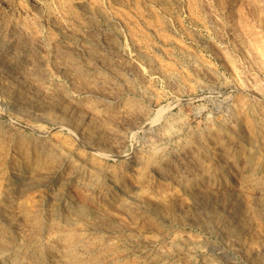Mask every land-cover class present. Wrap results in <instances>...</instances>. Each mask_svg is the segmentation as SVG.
Masks as SVG:
<instances>
[{
	"label": "rangeland",
	"instance_id": "374dc122",
	"mask_svg": "<svg viewBox=\"0 0 264 264\" xmlns=\"http://www.w3.org/2000/svg\"><path fill=\"white\" fill-rule=\"evenodd\" d=\"M39 1L0 0V149L5 148L4 151L0 150V161L4 160L0 162V264H49L53 263L51 261L56 262L53 264H117V261L118 264H264V101L248 98L246 114L244 117L234 116L233 124L223 127L222 140L217 137L212 125L215 107L222 101L237 97L235 91L227 89V80L232 74L230 70L235 69L244 84L254 86L259 96L264 95V0H85L82 3L64 0L66 4L62 8H58L54 0H47L49 5L43 2L46 0ZM45 9L49 11L45 12ZM122 34L125 36L124 42L120 37ZM123 43L148 72H158L160 76H145L122 52ZM13 88L21 94L18 106L8 100ZM206 89L212 94L205 98L195 97L200 90ZM176 93L185 94L187 99L190 96V100L177 102ZM40 96H44V99ZM92 98L99 102L95 103ZM65 101L71 102L68 105H74L79 112V118L76 116L69 120L75 125L83 114L85 116L90 111L96 114V119L101 117L98 121L104 119L100 121L102 127L116 124L119 133H114V137L92 129L85 141L105 147L106 151L123 146L127 158L106 161L89 151L85 141L86 145H79L64 130L57 131L55 122L63 119L69 107L66 103L65 106L62 104ZM56 104L59 107H55ZM62 105L63 108L60 107ZM41 109H44L43 112ZM129 109H135L136 112H130ZM29 112H32L31 117ZM157 112L161 114L155 134L169 140L156 152L144 138V132L131 134L130 126L135 125L134 119L138 123L145 115L153 117ZM132 113L138 116L135 118ZM126 115L127 118L123 117ZM245 118L251 119L249 123ZM115 119L117 121L113 124ZM35 122H41L44 126V136L37 137L38 134L31 128ZM122 134L126 137L122 143H118V137ZM180 135L183 136L177 139ZM5 140H9V144ZM225 148L226 152L223 150ZM183 149L187 151L190 161L186 167L179 168L178 161L170 163L169 160ZM62 152H65L64 155ZM64 157H68V164L61 167L63 164L59 160ZM172 160L175 161V158ZM96 167L99 168L96 170ZM70 168H79V179L76 177L63 183L65 172ZM139 171L144 175L141 176ZM55 172L60 177L54 183H47L48 177ZM89 174V178L92 177L98 185L91 192L80 182ZM238 178H242V186L247 189L244 186L242 190L232 186ZM260 192L263 194L260 195ZM18 216L21 219L24 217V220ZM69 255H72L71 258Z\"/></svg>",
	"mask_w": 264,
	"mask_h": 264
},
{
	"label": "bare ground",
	"instance_id": "6f19581e",
	"mask_svg": "<svg viewBox=\"0 0 264 264\" xmlns=\"http://www.w3.org/2000/svg\"><path fill=\"white\" fill-rule=\"evenodd\" d=\"M32 1V0H31ZM55 2H56V4H57V7L59 8H62V7H64V4H66L65 3V1L64 0H54ZM85 0H76V2L77 3H82V2H84ZM15 2V1H14ZM21 2V1H20ZM39 2H41V0L39 1ZM43 2H46L47 3V0L46 1H43ZM71 2V1H70ZM17 4V3H16ZM44 4V3H43ZM42 4V5H43ZM48 4V3H47ZM46 4V5H47ZM14 5V4H13ZM32 5V4H31ZM34 5V4H33ZM32 5V6H33ZM37 5V4H36ZM49 5V4H48ZM74 5V4H73ZM21 6V5H20ZM23 6V5H22ZM41 6V5H40ZM51 6V5H50ZM55 6V5H54ZM11 7H13V6H11ZM24 7V6H23ZM34 7V6H33ZM37 8H38V6H36ZM41 8V7H40ZM40 8H38V9H40ZM43 8H45V7H43ZM49 8V7H48ZM53 8V7H52ZM66 8V7H65ZM15 9H18V8H15ZM24 9H26V8H24ZM33 9V8H32ZM32 9H30L31 11H32ZM50 9V8H49ZM68 9V8H67ZM69 9H70V7H69ZM22 10V9H21ZM42 10V9H41ZM46 10H48V9H45V12H46ZM54 10H55V7H54ZM53 10V11H54ZM59 10V9H58ZM57 10V11H58ZM64 10V9H63ZM11 11H12V9H11ZM17 11V10H16ZM24 11V10H23ZM27 11V10H26ZM33 11H35V10H33ZM38 11V10H37ZM36 11V12H37ZM49 11V10H48ZM66 11V10H65ZM18 12H19V9H18ZM28 12V11H27ZM61 12H63V11H61ZM20 13V12H19ZM21 13H24V12H21ZM26 13V12H25ZM34 13V12H33ZM29 14V13H28ZM45 14V13H44ZM60 14V13H59ZM58 14V15H59ZM41 15V14H40ZM24 16H25V14H24ZM27 16H29V15H27ZM49 16V15H48ZM47 16V17H48ZM59 16H62V15H59ZM43 17H45V15H43ZM50 17V16H49ZM38 18H39V16H38ZM40 18H42V17H40ZM57 19V18H56ZM56 19H54V20H56ZM26 20V19H25ZM47 20V19H46ZM59 21H62V19L61 20H59ZM119 21V20H118ZM8 22V21H7ZM46 22V21H45ZM42 23V22H41ZM46 23H48V22H46ZM63 23V22H62ZM25 24H27V23H25ZM50 24V23H49ZM13 25V24H12ZM19 25V24H18ZM36 25V24H35ZM52 25V24H51ZM64 26H66V25H64ZM28 27V26H27ZM38 27V26H37ZM42 27V26H41ZM69 27V26H68ZM29 28V27H28ZM40 29V28H39ZM67 29V28H66ZM33 30V29H32ZM88 30V29H87ZM45 31V30H44ZM47 31V30H46ZM30 32H32V31H30ZM36 32V31H35ZM23 34H24V32H23ZM45 34V33H44ZM29 35V34H28ZM39 35H41V34H39ZM25 36V35H24ZM80 36V35H79ZM44 37V36H43ZM43 37H42V39H43ZM121 40H122V42H124L125 41V36L122 34L121 36ZM38 39H40V38H38ZM37 39V40H38ZM81 39V38H80ZM35 40H36V38H35ZM83 40V39H82ZM81 40V41H82ZM120 40V39H119ZM42 41V40H41ZM134 41H135V39H134ZM85 43V42H84ZM53 45V44H52ZM78 48V47H77ZM84 48V47H83ZM128 48V47H127ZM127 48H126V45H124V43H123V45H122V52L123 53H125L126 54V56L132 61V62H134L135 64H136V66L140 69V71L145 75V76H150V77H158V76H160L159 75V73L158 72H148L147 71V69H146V67H144V65L142 64V63H139V62H137L136 60H135V58H134V55H133V53H131V52H129L128 50H127ZM58 50V49H57ZM82 50V49H81ZM40 51H42V50H40ZM43 53H44V50H43ZM124 54V55H125ZM125 56V57H126ZM45 57V56H44ZM50 62V61H49ZM226 62V61H225ZM16 64V63H15ZM19 64V63H18ZM123 64V63H122ZM14 66H12V68H13ZM17 67V66H16ZM98 68H100V66H97ZM136 67V68H137ZM227 67V66H226ZM239 67V66H238ZM15 68V67H14ZM230 68V67H229ZM21 69V68H20ZM93 69V68H92ZM96 69V68H95ZM138 69V70H139ZM15 70V69H14ZM94 70V69H93ZM149 70V69H148ZM164 70V69H163ZM235 69H233V70H230V71H232V74H231V76L229 77V79L227 80V89H229V90H232V91H235L236 93H237V97L235 98V99H228V100H225V101H222V102H220V105H218V106H216L215 107V118H214V121H213V123H212V125H214V128H215V133L216 134H218V138L220 139V140H222L223 139V135H222V129H223V127L224 126H226V125H229V126H227V127H230V125H231V123L233 124V122H232V118L234 117V116H243V115H245L244 114V112H245V110H246V107H247V105H248V98H252V99H256V100H258L259 102L261 101V102H263L264 101V95L263 96H259L258 95V93H256V89H255V87L254 86H252V85H248V84H244V82L242 81V80H240V79H242V78H239V76H238V74H237V71H234ZM16 72V71H15ZM146 72H148V73H146ZM9 73V72H8ZM11 73V72H10ZM22 73V72H21ZM101 73V72H100ZM99 73V74H100ZM231 73V72H230ZM17 74V73H16ZM25 74V73H24ZM90 74V73H89ZM98 74V73H97ZM23 75V74H22ZM230 75V74H229ZM5 76V75H4ZM89 76V75H88ZM94 76V75H93ZM96 76H99V75H96ZM101 76H102V74H101ZM100 76V77H101ZM148 76V77H149ZM7 77V76H6ZM28 77V76H27ZM26 77V78H27ZM89 77H91V76H89ZM95 77V76H94ZM23 78L25 79V77L23 76ZM23 78H21V80L23 79ZM96 78V77H95ZM95 78H93V81H94V79ZM10 79V78H9ZM13 79V78H12ZM15 79V78H14ZM30 79V78H29ZM32 79V78H31ZM77 79V78H76ZM89 79H91V78H89ZM99 79V78H98ZM18 80V79H17ZM17 80H16V82H17ZM20 80V79H19ZM18 80V81H19ZM102 80V79H101ZM42 81V80H41ZM76 81V80H75ZM104 81V80H103ZM7 82H8V80H7ZM20 82V81H19ZM27 81H25V83H26ZM34 82V81H33ZM32 82V83H33ZM89 82V81H88ZM102 82V81H101ZM106 82V81H105ZM104 82V83H105ZM13 83V82H12ZM14 83H15V81H14ZM35 83V82H34ZM39 83V82H38ZM37 83V84H38ZM98 83H100V82H98ZM108 82H106V84H107ZM186 83V82H185ZM17 84V83H16ZM23 84V83H22ZM30 84V83H29ZM92 84H94V82L92 83ZM101 84V83H100ZM106 84H104V85H106ZM31 85V84H30ZM36 85V84H35ZM43 85V84H42ZM113 85V84H112ZM170 85V84H169ZM21 86V85H20ZM20 86H18V87H20ZM27 86V85H26ZM32 86V85H31ZM30 86V87H31ZM38 86V85H37ZM45 86V85H44ZM44 86H43V88H44ZM96 86H99V85H97L96 84ZM102 86V85H101ZM109 86H111V85H109ZM33 87V86H32ZM36 87V86H35ZM45 87H47V86H45ZM92 87V86H91ZM193 87V86H192ZM9 88V87H8ZM10 88H11V86H10ZM16 88V87H15ZM95 88V87H94ZM93 88V89H94ZM97 88V87H96ZM111 88V87H110ZM26 89V88H25ZM89 89H91V88H89ZM102 89V88H101ZM100 89V90H101ZM174 89V88H173ZM33 90H35V88L33 89ZM39 90V89H38ZM42 89H40V91H41ZM99 90V89H98ZM105 90H106V88H105ZM111 90H113V89H111ZM111 90H109L110 92H111ZM130 90V89H129ZM128 90V91H129ZM226 90V89H225ZM22 91H25V90H22ZM28 90H26V92H27ZM44 91V90H43ZM42 91V92H43ZM48 91V90H47ZM93 91V90H92ZM102 91V90H101ZM100 91V92H101ZM107 91V90H106ZM130 91H132V90H130ZM175 91V90H174ZM178 91V90H177ZM182 91V90H181ZM20 91H18L17 89H14L13 88V91L10 93V97L8 98V100H9V102L10 103H13V105H17V103H19L20 104V96H21V94L19 93ZM33 92V91H32ZM37 92V91H36ZM35 92V93H36ZM96 92H97V90H96ZM145 92V91H144ZM171 92V91H170ZM180 92V91H179ZM178 92V93H179ZM93 93V92H92ZM216 93V92H215ZM44 94V93H43ZM42 94V95H43ZM87 94H89V93H87ZM97 94V93H96ZM102 94V93H101ZM106 94V93H105ZM113 95L115 94L116 95V93H112ZM145 94V93H144ZM210 95V94H212V91H210V90H200V92L198 93V94H196L195 95V97H198V99L199 98H201V97H203V98H205L207 95ZM219 94H220V92H219ZM8 95H9V93H8ZM7 95V96H8ZM25 95V94H24ZM32 95V94H31ZM35 95V94H34ZM36 95H37V93H36ZM35 95V96H36ZM48 95V94H47ZM121 95V94H120ZM26 96H30V94L29 95H26ZM86 96V95H85ZM90 96V95H89ZM98 96H100L99 94H98ZM41 97V96H40ZM44 97V96H43ZM43 97H41L42 99H44ZM46 97V96H45ZM47 97H49V96H47ZM79 97V96H78ZM77 97V98H78ZM93 97V96H92ZM112 97V96H111ZM115 97V96H114ZM113 97V98H114ZM117 97H118V95H117ZM120 97V96H119ZM4 98V97H3ZM71 98V97H70ZM87 98H88V96H87ZM101 98V97H100ZM116 98V97H115ZM188 98V96H186L185 94H183V93H181V94H178L177 95V93H176V95H175V99H176V101L177 102H184V101H186V100H190V96H189V99H187ZM6 99V98H5ZM30 99V98H29ZM33 99V98H32ZM48 99V98H47ZM93 99V98H92ZM96 99V98H95ZM97 99H99V98H97ZM102 99V98H101ZM100 99V100H101ZM112 99V98H111ZM117 99V98H116ZM119 99H121V98H119ZM192 99V98H191ZM195 99V98H194ZM194 99H192V100H194ZM35 100V99H34ZM52 100V99H51ZM76 100V99H75ZM115 100V99H114ZM131 99H129V101H130ZM136 100V99H135ZM5 101V100H4ZM36 101H37V98H36ZM54 101V100H53ZM69 101V100H68ZM71 101V100H70ZM73 101V100H72ZM71 101V102H72ZM78 101V100H77ZM85 101H87L86 99H85ZM93 101H94V99H93ZM97 101V100H96ZM96 101H94L95 103H97V102H99V100L96 102ZM112 101V100H111ZM118 101V100H117ZM128 101V102H129ZM250 101V100H249ZM8 102V103H9ZM34 102V101H33ZM67 101H65V102H63L62 104H64V103H66ZM71 102H68V103H66L67 105L70 103L71 104ZM82 102H83V100H82ZM90 102H92V100L90 101ZM101 102V101H100ZM116 102V101H115ZM125 102V101H124ZM134 102V101H133ZM175 102V101H174ZM173 102V103H174ZM5 103H7V102H5ZM24 104H25V101L23 102ZM36 103V102H35ZM38 103V102H37ZM81 103V102H80ZM93 103V102H92ZM94 103V104H95ZM107 103V102H106ZM112 103V102H111ZM125 103H127V102H125ZM138 103V102H137ZM171 103V102H170ZM51 104H52V102H51ZM73 104V103H72ZM87 104V103H86ZM90 104V103H89ZM100 104H102V103H100ZM130 104V103H129ZM168 104V103H167ZM250 104V103H249ZM32 104H30V106H31ZM34 105V104H33ZM60 105H61V103H60ZM80 105V104H79ZM85 105V104H84ZM91 105V104H90ZM136 105V104H135ZM18 106V105H17ZM29 106V107H30ZM45 106V105H44ZM44 106H42V107H44ZM53 106V105H52ZM64 106H65V104H64ZM69 106V105H68ZM67 106V107H68ZM88 107H89V105H87ZM93 106V105H92ZM98 106H99V104H98ZM105 106V105H104ZM122 106V105H121ZM129 106V105H128ZM27 107V106H26ZM25 107V108H26ZM55 107H59V106H57V104H56V106ZM60 107H62L63 108V105L62 106H60ZM88 107H86V108H88ZM103 107V106H102ZM123 107V106H122ZM132 107H133V105H132ZM171 107V106H170ZM16 108V107H15ZM20 108V107H19ZM21 108H22V106H21ZM33 107H31V109H32ZM37 108H38V106H37ZM36 108V109H37ZM41 107L39 106V108L38 109H40ZM61 108V109H62ZM65 108V107H64ZM92 108V107H91ZM97 108H100V107H97ZM118 108V107H117ZM123 108H126L125 106L123 107ZM128 108H130V107H128ZM144 108V107H143ZM165 108V107H164ZM163 108V109H164ZM11 109V108H10ZM14 109V108H13ZM30 109V108H29ZM47 109V108H46ZM50 109V108H49ZM48 109V110H49ZM60 109V110H61ZM89 109V108H88ZM88 109H87V111H88ZM114 109V108H113ZM132 109V108H131ZM136 109V108H135ZM135 109H133V110H135ZM17 110H18V107H17ZM23 110H24V107H23ZM33 110V109H32ZM42 110V109H41ZM44 110V109H43ZM43 110H42V112H43ZM53 110V109H52ZM64 110V109H63ZM98 110V109H97ZM97 110H96V113H97ZM130 110V109H129ZM133 110L131 111L130 110V112H133ZM137 110V109H136ZM136 110H135V112H136ZM14 111V110H13ZM25 111H26V109H25ZM35 111V110H34ZM47 111V110H46ZM55 111V110H54ZM66 112V114H64V117H63V119H61V118H58V119H61V120H56V122H55V129H57V131L58 130H64L66 133H67V135H69V136H71V137H74L75 139H76V143L78 144L79 143V145H83V144H85L87 141H85V139L88 137V135H89V133L91 134V131H92V129H95L96 131L98 130L99 132H101L102 134L104 133L106 136H112L114 133H116L117 131H116V128H117V126H116V124L115 125H113L112 126V124H111V126L110 125H108V126H106V127H102L103 125H100V124H102L101 122V120H104V119H100L99 121L97 120V119H99V117L96 119V114L95 113H93L92 111H90V112H88V113H86V115L85 116H83L81 113H80V115H82L81 116V120H80V122L77 124L76 123V125L75 124H73V123H71V122H69V120H71V119H75V117L77 116L78 117V114H79V112L77 111V108L74 106V105H70L69 107H68V109L67 110H65ZM84 111V110H83ZM87 111H85V112H87ZM94 111V110H93ZM105 111V110H104ZM140 111V110H139ZM141 111H143L142 109H141ZM213 111V110H212ZM252 111V110H251ZM19 112V111H18ZM103 112V111H102ZM108 112H109V110H108ZM129 112V111H128ZM129 112V113H130ZM145 112V111H144ZM162 112V111H161ZM161 112H157V114L156 115H154L153 117H151V116H148V115H145L138 123H136L137 122V120H133V121H136L134 124L135 125H133V124H131V125H133V126H130V124H129V126L131 127V134H137V133H139V132H144V138L146 139V141L150 144L149 146H151L152 148H153V150H155L156 152L157 151H160L161 150V148H162V146L167 142V140H169V138H167V139H164V138H160L159 137V135H156L155 134V130L157 131V124L159 123V116H160V114H161ZM248 112V111H247ZM17 113V112H16ZM25 113V112H24ZM30 113V112H29ZM32 113V112H31ZM31 113L29 114L30 115V117H31ZM54 113V112H53ZM58 113V112H57ZM106 113H107V110H106ZM114 113H116V112H114ZM120 113V115H121V112H119ZM159 113V114H158ZM163 113V112H162ZM10 114V113H9ZM18 114V113H17ZM16 114V115H17ZM39 114V113H38ZM55 114V113H54ZM53 114V115H54ZM61 114H63V113H61ZM113 113H110V115H112ZM117 114V113H116ZM125 114H127V113H125ZM133 114V113H132ZM132 114H130V115H132ZM11 115V114H10ZM15 115V114H14ZM43 115V114H42ZM119 115V116H120ZM7 116V115H6ZM41 116V115H40ZM104 116H105V114H104ZM107 116V115H106ZM106 116H105V119H106ZM116 116V115H115ZM133 116H134V114H133ZM138 116V115H137ZM136 116V117H137ZM12 117H14V116H12ZM35 117V116H34ZM52 117V116H51ZM76 117V118H77ZM80 117V116H79ZM78 117V118H79ZM114 117V116H113ZM122 117V116H121ZM123 117H126L127 118V115L126 116H123ZM128 117H129V115H128ZM131 117V116H130ZM135 117V116H134ZM135 117V118H136ZM244 117V116H243ZM247 117V116H246ZM39 118V117H38ZM101 118V117H100ZM107 118H108V116H107ZM117 118V117H116ZM248 118H249V116H248ZM248 118H245V119H247L248 120ZM46 119V118H45ZM57 119V118H56ZM110 119H111V116H110ZM113 119V118H112ZM111 119V120H112ZM118 119V118H117ZM125 119V118H124ZM131 119V118H130ZM237 119V118H236ZM14 120V119H13ZM19 120V119H18ZM106 120H108V119H106ZM128 121V119H125V121ZM239 120H241V119H239ZM251 120V119H250ZM250 120H248V122L247 123H249V121ZM15 121V120H14ZM53 121V120H52ZM73 121H75V120H73ZM77 121H78V119H77ZM101 121V122H100ZM115 121H117L116 119L114 120V122H113V124L115 123ZM124 121V120H123ZM179 121V120H178ZM177 121V122H178ZM32 122V121H31ZM100 122V123H99ZM119 122V121H118ZM6 123V122H5ZM36 123V122H35ZM41 123V122H40ZM40 123H36V124H34L33 126H31V128L38 134V136L37 137H39V135H43L44 136V134H46V131H45V128H44V126L42 125V124H40ZM43 123H44V121H43ZM53 123V122H52ZM120 123H121V120H120ZM127 123H130L129 121L127 122ZM131 123H132V121H131ZM206 123V122H205ZM210 123V122H209ZM245 123V122H244ZM247 123H245V124H247ZM250 123H252V122H250ZM54 124V123H53ZM126 124V123H125ZM11 125V124H10ZM16 125V124H15ZM104 125H107V123H105ZM118 126H119V124H117ZM121 125V124H120ZM127 125V124H126ZM248 125V124H247ZM250 125V124H249ZM124 126V125H123ZM251 126V125H250ZM11 127V126H10ZM122 127V126H121ZM6 128V127H5ZM12 128V127H11ZM250 129H251V127H249ZM123 129V128H122ZM125 129H126V126H125ZM129 129V128H128ZM159 129V128H158ZM230 129V128H229ZM245 129H247V128H245ZM17 130V129H16ZM19 130V129H18ZM94 130V131H95ZM162 130V129H161ZM213 130V129H212ZM1 131V130H0ZM27 131V130H26ZM125 131V130H124ZM123 131V132H124ZM127 131V130H126ZM125 131V132H126ZM7 132H11V131H7ZM15 132V131H14ZM50 132V131H49ZM162 132V131H161ZM221 132V133H220ZM5 133V132H4ZM12 133V132H11ZM19 133V132H18ZM93 133V132H92ZM119 132H117V134H118ZM121 133H122V131H121ZM120 133V134H121ZM207 133V132H206ZM210 133V132H209ZM22 134V133H21ZM36 134V135H37ZM142 134V133H141ZM191 134V133H190ZM211 134V133H210ZM216 134H214V136L216 135ZM8 135V134H7ZM105 135H103V136H105ZM127 135H129V134H127ZM185 135V134H184ZM213 135V134H212ZM92 135H90V137H91ZM95 136V135H94ZM102 136V135H101ZM105 136V137H106ZM115 136V135H114ZM114 136H112V137H114ZM117 136H119V135H117ZM164 136H166V135H164ZM181 136H183V135H180L179 137H176L177 139H179ZM226 136V135H225ZM224 136V137H225ZM18 137V136H17ZM32 137V136H31ZM35 137V136H34ZM49 137V136H48ZM71 137H70V139H71ZM104 137V138H105ZM125 137L126 136H124V134H122L121 135V137L119 136L118 137V143H122L123 141H124V139H125ZM206 137H207V134H206ZM14 138V137H13ZM108 138V137H107ZM227 138V137H226ZM225 138V139H226ZM26 139V138H25ZM32 139V138H31ZM35 139V138H34ZM66 139V138H65ZM92 139V138H91ZM90 139V140H91ZM99 139V138H98ZM111 139V138H110ZM206 139V138H205ZM209 139V138H208ZM42 140V139H41ZM62 140V139H61ZM87 140H89V139H87ZM97 140V139H96ZM112 140V139H111ZM110 140V141H111ZM230 140V139H229ZM2 141H3V139H2ZM1 141V142H2ZM5 141H7V140H5ZM9 141V140H8ZM8 141H7V143H8ZM17 141V140H16ZM26 141V140H25ZM36 141V140H35ZM45 141H46V139H45ZM66 141V140H65ZM72 141V140H71ZM84 141H85V143H84ZM179 141V140H178ZM188 141V140H187ZM31 142V141H30ZM90 142V141H89ZM93 142H94V138H93ZM97 142V141H96ZM98 142H99V140H98ZM115 142H116V140H115ZM11 143V142H10ZM40 143V142H39ZM38 143V144H39ZM61 143H63L62 141H61ZM106 143H108V142H106ZM147 143V144H148ZM226 143H228V142H226ZM230 143V142H229ZM9 144V143H8ZM65 144V143H64ZM63 144V145H64ZM69 144H70V142H69ZM87 144V143H86ZM85 144V145H86ZM103 144V143H102ZM218 144H219V142H218ZM221 144V143H220ZM1 145H3V144H1ZM6 145V144H5ZM13 145V144H12ZM21 145V144H20ZM29 145V144H28ZM33 145V144H32ZM37 145V144H36ZM43 145V144H42ZM50 145V144H49ZM109 145V144H108ZM119 145V144H118ZM208 145H210V144H208ZM213 145V144H212ZM232 145V144H231ZM33 146H35V145H33ZM32 146V147H33ZM44 146V145H43ZM52 146V145H51ZM50 146V147H51ZM65 146V145H64ZM68 146V145H67ZM70 146V145H69ZM68 146V147H69ZM110 146H112V145H110ZM114 146V145H113ZM198 146V145H197ZM223 146V145H222ZM229 146V145H228ZM233 146H236V145H233ZM6 147V146H5ZM30 147V146H29ZM28 147V148H29ZM37 147V146H36ZM56 147V146H55ZM68 147H66V148H68ZM71 147V146H70ZM69 147V148H70ZM76 147V146H75ZM131 147V146H130ZM231 147V146H230ZM26 148V147H25ZM57 148V147H56ZM65 148V149H66ZM83 148V147H82ZM86 148L89 150V151H92V152H95L94 154H97L98 155V157L99 158H101V159H104V160H110V159H125V158H127L126 156H127V154L125 153V149H124V147L122 146L121 148H117V150H115L116 149V146H115V149L114 150H111L110 149V151H106V150H104V148H101L99 145H96V144H94V143H88L87 145H86ZM216 148H217V146H216ZM221 148V147H220ZM223 148V147H222ZM24 149V148H23ZM41 149V148H40ZM49 149H52V148H49ZM48 149V150H49ZM64 149V148H63ZM86 149V150H87ZM106 149V148H105ZM151 148H149V150H150ZM213 149H214V146H213ZM218 149V148H217ZM240 149V148H239ZM0 150H3V149H0ZM4 150H5V148H4ZM3 150V151H4ZM33 150V149H32ZM42 150V149H41ZM53 150H55V149H53ZM67 150V149H66ZM135 150V149H134ZM138 150V149H137ZM223 150H225V152L227 151L226 150V148L225 149H223ZM229 150V149H228ZM233 150V149H232ZM10 151V150H9ZM18 151V150H17ZM20 151V150H19ZM26 152H27V150H25ZM35 151V150H34ZM51 151V150H50ZM141 151V150H140ZM150 151H152V150H150ZM217 151V150H216ZM230 151V150H229ZM25 152V153H26ZM40 152V151H39ZM39 152H37V153H39ZM57 152V151H56ZM69 152V151H68ZM73 152V151H72ZM86 152V151H85ZM133 152V151H132ZM138 152V151H137ZM142 152H144V150L142 151ZM146 152V151H145ZM149 152V151H148ZM189 152V151H188ZM218 152V151H217ZM216 152V153H217ZM225 152H223V153H225ZM9 153V152H8ZM19 153V152H18ZM23 153V152H22ZM28 153V152H27ZM32 153V152H31ZM35 153V152H34ZM41 153H42V151H41ZM40 153V154H41ZM49 153V152H48ZM47 153V154H48ZM52 153H54V152H52ZM63 153V152H62ZM65 153V152H64ZM64 153H63V155H64ZM141 153V152H140ZM147 153V152H146ZM145 153V154H146ZM153 153V152H152ZM234 153V152H233ZM14 154H16V153H14ZM13 154V155H14ZM44 154V153H43ZM50 154V153H49ZM86 154H88V153H86ZM138 154V153H137ZM154 154L155 153H153V156H154ZM6 155H8V154H6ZM29 155V154H28ZM39 155V154H38ZM66 155V154H65ZM68 155V154H67ZM130 155V154H129ZM134 155V154H133ZM138 155H140V154H138ZM143 155V154H142ZM147 155H148V153H147ZM191 155V154H190ZM224 155V157H225V154H223ZM223 155L221 156V157H223ZM227 155V154H226ZM247 155H248V153H247ZM19 156V155H18ZM47 156V155H46ZM49 156V155H48ZM70 156V155H69ZM158 156V155H157ZM172 156V155H171ZM212 156V155H211ZM214 156H216V155H214ZM244 156V155H243ZM11 157V156H10ZM40 157V156H39ZM43 157V156H42ZM72 157V156H71ZM81 157H83V156H81ZM90 157V156H89ZM138 157V156H137ZM140 157V156H139ZM142 157V156H141ZM151 157H152V155H151ZM227 157V156H226ZM240 157H242V156H240ZM245 157V156H244ZM44 158V157H43ZM60 158V157H59ZM78 158H80V157H78ZM77 158V159H78ZM85 158V157H84ZM94 158H96V157H94ZM150 158V157H149ZM149 158H147V159H149ZM173 158H175V161L174 160H172ZM171 160H169V162L170 163H173V162H176V161H178L177 162V164L179 163V165H178V167L179 168H184V167H186L187 165H188V163H189V161H188V158H189V156H188V153H187V151H185L184 149L182 150V151H180L179 153H177L176 154V156H174ZM219 158V157H218ZM249 158V157H248ZM5 159V158H4ZM22 159V158H21ZM27 159V158H26ZM29 159V158H28ZM40 159V158H39ZM46 159V158H45ZM58 159V158H57ZM69 159H70V157H69ZM72 159V158H71ZM83 159V158H82ZM151 159H153V157L151 158ZM192 159V158H191ZM221 159V158H220ZM219 159V160H220ZM244 159H246V158H244ZM3 160V159H2ZM0 161V162H2L3 163V161ZM36 160V159H35ZM53 160V159H52ZM87 160V159H86ZM91 160H92V156H91ZM91 160H89V161H91ZM134 160H136V159H134L133 158V161ZM142 160V159H141ZM166 160H167V158H166ZM194 160V159H193ZM20 161V160H19ZM26 160H24V162H25ZM39 161V160H38ZM58 161V160H57ZM59 161H62V164L63 165H61V167H63L64 165H67L68 164V157H64V159L62 160V159H60ZM70 161V160H69ZM74 161V160H73ZM78 161V160H77ZM93 161H94V159H93ZM91 162V163H94V162ZM97 161H98V159H97ZM101 161V160H100ZM114 161V160H113ZM125 161V160H124ZM145 161H147V160H145ZM155 161V160H154ZM192 161V160H191ZM195 161V160H194ZM216 161V160H215ZM229 161V160H228ZM231 161V160H230ZM13 162V161H12ZM27 162H29V161H27ZM41 162V161H40ZM42 162H44L43 160H42ZM46 162V161H45ZM104 162V161H103ZM126 162V161H125ZM135 162V161H134ZM138 162V161H137ZM139 162H142V161H139ZM149 162H150V160H149ZM164 162V161H163ZM162 162V163H163ZM248 162V161H247ZM1 163V164H2ZM23 163V162H22ZM39 163V162H38ZM37 163V164H38ZM83 163H84V160H83ZM82 163V164H83ZM88 163H90V162H88ZM90 163V164H91ZM102 163V162H101ZM124 163V162H123ZM143 163V162H142ZM221 163H223V162H221ZM224 163H225V161H224ZM229 163V162H228ZM233 163V162H232ZM11 164V163H10ZM14 164H15V162H14ZM71 164V163H70ZM94 164H96V163H94ZM105 164V163H104ZM128 164V163H127ZM139 164V163H138ZM146 164V163H145ZM152 164H153V162H152ZM151 164V165H152ZM27 165V164H26ZM29 165V164H28ZM47 165H49V164H47ZM72 165V164H71ZM74 165V164H73ZM79 165V164H78ZM78 165H76L77 167H78ZM97 165H98V163H97ZM147 165H150V164H147ZM221 165V164H220ZM223 165V164H222ZM231 165V164H230ZM2 166V165H1ZM4 166V165H3ZM58 166H60V165H58ZM75 166V165H74ZM73 166V167H74ZM81 166V165H80ZM79 166V167H80ZM83 166V165H82ZM92 166V165H91ZM96 166V165H95ZM95 166H94V169H95ZM140 166V165H139ZM145 166V165H144ZM166 166V165H165ZM38 167V166H37ZM46 167V166H45ZM70 167V166H69ZM87 167V166H86ZM100 167H102V166H100ZM104 167V166H103ZM138 167V166H137ZM141 167V166H140ZM152 167V166H151ZM168 167V166H167ZM173 167H175V166H173ZM193 167V166H192ZM223 167V166H222ZM25 168V167H24ZM39 168V167H38ZM91 168V167H90ZM97 168H99V167H96V170H97ZM128 168V167H127ZM133 168V167H132ZM147 168V167H146ZM145 168V169H146ZM35 169H37L36 167H35ZM79 169V168H78ZM78 169L77 168H70L69 169V171L68 172H65L66 173V175L63 177V183H64V181H72V180H75V178L77 177V175H78ZM88 169H89V167H88ZM87 169V170H88ZM129 169V168H128ZM136 169V168H135ZM173 169V168H172ZM186 169V168H185ZM189 169V168H188ZM262 169V168H261ZM40 170V169H39ZM59 170V169H58ZM107 170V169H106ZM147 170V169H146ZM190 170V169H189ZM192 170V169H191ZM196 170V169H195ZM242 170V169H241ZM240 170V171H241ZM246 170V169H245ZM244 170V171H245ZM258 170V169H257ZM256 170V171H257ZM4 171V170H3ZM7 171V170H6ZM19 171V170H18ZM26 171V170H25ZM35 171V170H34ZM33 171V172H34ZM43 171V170H42ZM80 171V170H79ZM91 171V170H90ZM89 171V172H90ZM100 171H101V169H100ZM148 171V170H147ZM176 171V170H175ZM174 171V172H175ZM179 171V170H178ZM181 171H182V169H181ZM188 171V170H187ZM243 171V172H244ZM247 171V170H246ZM2 172V171H1ZM107 172V171H106ZM140 172V171H139ZM177 172V171H176ZM243 172L241 173V174H243ZM19 173V172H18ZM81 173H83V171L81 172ZM92 173V172H91ZM99 173V172H98ZM110 173V172H109ZM135 173V172H134ZM141 173V172H140ZM149 173V172H148ZM196 173V172H195ZM216 173V172H215ZM235 173V172H234ZM7 174H8V172H7ZM12 174V173H11ZM17 174V173H16ZM88 174V173H87ZM93 174V173H92ZM91 174V175H92ZM96 174V173H95ZM94 174V175H95ZM101 174V173H100ZM103 174V173H102ZM139 174V173H138ZM138 174H136V175H138ZM152 174V173H151ZM174 174V173H173ZM204 174H206V173H204ZM241 174L239 175L240 177H241ZM85 175V174H84ZM111 175H112V173H111ZM142 175H144V174H142L141 173V176ZM181 175H183L182 173H181ZM189 175V174H188ZM191 175V174H190ZM207 175H208V173H207ZM206 175V176H207ZM212 175V174H211ZM213 175H214V172H213ZM83 176V175H82ZM100 175H98V177H99ZM108 176V175H107ZM113 176V175H112ZM140 176V175H139ZM148 176V175H147ZM178 176V175H177ZM233 176V175H232ZM3 177V176H2ZM32 177V176H31ZM60 177V175H58L56 172L55 173H52L51 174V176H49L48 178H49V181L47 182V183H54V181L55 180H57L58 178ZM90 177V174L88 175V177H84L83 178V180H81L80 182H81V184L83 185V187L85 186L86 188H88V189H90V192L92 191V190H95L97 187L96 186H98L97 185V183L96 182H94L91 178H89ZM108 177H110V176H108ZM115 177V176H114ZM149 177V176H148ZM156 177V176H155ZM171 177V176H170ZM176 177V176H175ZM192 177V176H191ZM208 177V176H207ZM216 177H217V175H216ZM237 177V176H236ZM239 177V178H240ZM263 177V176H262ZM20 178V177H19ZM30 178V177H29ZM28 178V179H29ZM78 178V177H77ZM81 178V177H80ZM144 178V177H143ZM188 178V177H187ZM190 178V177H189ZM188 178V179H189ZM212 178V177H211ZM238 178V179H239ZM243 178H245V177H243ZM2 179V178H1ZM79 179V178H78ZM94 179V178H93ZM100 179V178H99ZM110 179H111V177H110ZM148 179V178H147ZM150 179V178H149ZM159 179H162L161 177L159 178ZM167 179H169L168 177H167ZM206 179V178H205ZM234 179V178H233ZM264 179V178H263ZM23 180V179H22ZM22 180H20V181H22ZM26 180H27V178H26ZM34 180V179H33ZM212 180H213V178H212ZM220 180V179H219ZM218 180V181H219ZM241 180H242V178L241 179H239V180H237L234 184H232V186L234 187H238V188H240L241 190H242V188L241 187H243L242 186V182H241ZM2 181V180H1ZM95 181H97V179L95 180ZM121 181V180H120ZM148 181H150V180H148ZM162 181H164V180H162ZM184 181H185V178H184ZM262 181V180H261ZM264 181V180H263ZM4 182H6V181H4ZM9 182V181H8ZM31 182V181H30ZM61 182V181H60ZM124 182V181H123ZM208 182V181H207ZM245 182V181H244ZM247 182V181H246ZM7 183V182H6ZM76 183V182H75ZM78 183V182H77ZM99 183V182H98ZM114 183V182H113ZM213 183V182H212ZM263 183V182H262ZM4 184V183H3ZM8 184V183H7ZM29 184V183H28ZM32 184V183H31ZM59 184V183H58ZM116 184H117V182H116ZM175 184V183H174ZM219 184V183H218ZM248 184V183H247ZM2 185V184H1ZM13 185V184H12ZM30 185V184H29ZM61 185H63V184H61ZM124 185V184H123ZM203 185V184H202ZM226 185V184H225ZM258 185V184H257ZM263 185H264V183H263ZM20 186H22V185H20ZM31 186V185H30ZM33 186V185H32ZM99 186H100V184H99ZM207 186V185H206ZM251 186V185H250ZM249 186V187H250ZM254 186V185H253ZM260 186H262V185H260ZM259 186V187H260ZM4 187V186H3ZM13 187V186H12ZM61 187V186H60ZM78 187H80V186H78ZM144 187V186H143ZM245 187V186H244ZM248 187V188H249ZM257 187V186H256ZM258 187V188H259ZM6 188V187H5ZM26 188H28L27 186H26ZM33 188V187H32ZM211 188V187H210ZM230 188V187H229ZM237 188V189H238ZM246 188V187H245ZM253 188H255V187H253ZM262 188V187H261ZM18 189V188H17ZM63 189H64V186H63ZM88 189H86V191L88 190ZM102 189V188H101ZM186 189V188H185ZM205 189V188H204ZM209 189V188H208ZM207 189V190H208ZM217 189V188H216ZM231 189V188H230ZM233 189V191H235V190H237V189H234V188H232ZM239 189V190H240ZM244 189V188H243ZM247 189V188H246ZM260 189V188H259ZM5 190V189H4ZM11 190V189H10ZM13 190V189H12ZM28 190V189H27ZM58 190H59V188H58ZM200 190V189H199ZM203 190V189H202ZM227 190H228V188H227ZM8 191H9V189H8ZM26 191V190H25ZM30 191V190H29ZM206 191V190H205ZM211 191V190H210ZM210 191H208V192H210ZM231 191V190H230ZM229 191V192H230ZM238 191V190H237ZM10 192V191H9ZM190 192V191H189ZM196 192H198V191H196ZM201 192V191H200ZM243 192V191H242ZM258 192V191H257ZM261 192H263V191H261ZM260 192V195H262L263 193H261ZM23 192H21V194H22ZM26 193V192H25ZM28 193V192H27ZM99 193V192H98ZM106 193H108V192H106ZM193 193V192H192ZM230 193H232V191L230 192ZM259 193V192H258ZM10 194V193H9ZM24 194V193H23ZM58 194H60V193H58ZM169 194V193H168ZM235 194H237V193H235ZM57 195V194H56ZM62 195V194H61ZM106 195V194H105ZM140 195V194H139ZM233 195V194H232ZM8 196V195H7ZM10 196V195H9ZM16 196V195H15ZM60 196V195H59ZM114 196H116V195H114ZM4 197V196H3ZM51 197V196H50ZM53 197H55V196H53ZM53 197H52V199H53ZM102 197V196H101ZM120 197V196H119ZM138 197V196H137ZM143 197V196H142ZM244 197V196H243ZM14 198V197H13ZM24 197H22V199H23ZM120 198H122V197H120ZM148 198V197H147ZM5 199H6V196H5ZM17 199H19V197H17ZM56 199V198H55ZM65 199V198H64ZM59 199H57V201H58ZM67 200V199H66ZM77 200V199H76ZM123 200V199H122ZM146 200V199H145ZM3 201V200H2ZM16 201V200H15ZM18 201V203H20L19 202V200H17ZM23 201V200H22ZM65 201V200H64ZM121 201V200H120ZM54 202V201H53ZM63 202V201H62ZM125 202V201H124ZM123 202V203H124ZM246 202V201H245ZM2 203V202H1ZM13 203V202H12ZM23 203V202H22ZM22 203H20V204H22ZM56 203V202H55ZM81 203V202H80ZM119 203V202H118ZM122 203V202H121ZM4 204V203H3ZM20 204H19V206H20ZM126 204H127V202H126ZM9 205H10V203H9ZM23 205V204H22ZM21 205V206H22ZM44 205V204H43ZM46 205V204H45ZM50 205H51V203H50ZM56 205V204H55ZM116 205V204H115ZM121 205V204H120ZM119 205V206H120ZM11 206H13V205H11ZM10 206V207H11ZM54 206V205H53ZM126 206V205H125ZM128 206H130L129 204H128ZM51 207V206H50ZM63 207V206H62ZM68 207V206H67ZM70 207V206H69ZM122 207V206H121ZM121 207H119V208H121ZM159 207V206H158ZM3 208V207H2ZM13 208V207H12ZM11 208V209H12ZM20 208V207H19ZM53 208V207H52ZM57 208V207H56ZM119 208H117V209H119ZM126 208V207H125ZM41 209V208H40ZM43 209H45V208H43ZM46 209H47V207H46ZM65 209H66V207H65ZM78 209V208H77ZM127 209H128V207H127ZM19 210V209H18ZM23 210V209H22ZM21 210V211H22ZM64 210V209H63ZM69 210V209H68ZM71 210V209H70ZM12 211V210H11ZM13 211H14V209H13ZM24 211V210H23ZM31 211V210H30ZM39 211V210H38ZM52 211V210H51ZM50 211V212H51ZM75 211V210H74ZM79 211V210H78ZM77 211V212H78ZM191 211V210H190ZM9 212H10V210H9ZM16 212V211H15ZM15 212H13V213H15ZM34 212V211H33ZM40 212H41V210H40ZM49 212V213H50ZM53 212V211H52ZM58 212V211H57ZM61 212H63L62 210H61ZM118 212V211H117ZM120 212V211H119ZM127 212V211H126ZM11 213V212H10ZM28 213H29V211H28ZM37 213H39V212H37ZM45 213V212H44ZM59 213V212H58ZM69 213H70V211H69ZM74 213V212H73ZM72 213V214H73ZM122 213V212H121ZM125 213V212H124ZM134 213V212H133ZM17 214V213H16ZM43 214V213H42ZM54 214H55V212H54ZM75 214V213H74ZM81 214V213H80ZM106 214V213H105ZM12 214H10V216H11ZM21 215V214H20ZM24 215V214H23ZM28 215V214H27ZM31 215V214H30ZM34 215V214H33ZM32 215V216H33ZM50 215V214H49ZM69 215V214H68ZM77 215H78V213H77ZM35 216H38L37 214L35 215ZM40 216V215H39ZM48 216V215H47ZM53 216V215H52ZM65 216V215H64ZM70 216V215H69ZM73 216V215H72ZM80 216V215H79ZM78 216V217H79ZM234 216V215H233ZM6 217V216H5ZM4 216L2 217V218H5ZM19 217V216H18ZM26 217V216H25ZM50 217V216H49ZM58 217V216H57ZM76 217V216H75ZM77 217V218H78ZM82 217V216H81ZM84 217V216H83ZM100 217V216H99ZM20 218V217H19ZM52 218V217H51ZM69 218V217H68ZM72 218V217H71ZM70 218V219H71ZM9 219H10V217H9ZM14 219V218H13ZM15 219H17L16 218V216H15ZM21 219V218H20ZM26 219V218H25ZM35 219V218H34ZM34 219H33V221H34ZM39 219V218H38ZM67 219V218H66ZM73 219H74V217H73ZM78 219H80V217L78 218ZM77 219V220H78ZM97 219V218H96ZM124 219V218H123ZM178 219V218H177ZM230 219H232V218H230ZM237 219V218H236ZM235 219V220H236ZM5 220V219H4ZM21 220H24V217H23V219H21ZM37 220V219H36ZM53 220H55V219H53ZM81 220V219H80ZM83 220V219H82ZM234 219H232V221H233ZM6 221V220H5ZM27 221V220H26ZM49 221H50V219H49ZM73 221V220H72ZM227 221V220H226ZM4 222V221H3ZM8 222H9V220H8ZM23 222V221H22ZM30 222V221H29ZM37 222V221H36ZM55 222H57V221H55ZM54 222V223H55ZM64 222V221H63ZM68 222H70L69 220H68ZM231 222V221H230ZM12 223V222H11ZM19 223V222H18ZM18 223H17V225H18ZM24 223V222H23ZM22 223V224H23ZM27 223V222H26ZM40 223V222H39ZM53 223V224H54ZM4 224V223H3ZM5 224H7L6 222H5ZM16 224V223H15ZM30 224H31V222H30ZM34 224V223H33ZM50 224V223H49ZM52 224V225H53ZM56 224H58V223H56ZM63 224V223H62ZM74 224V223H73ZM231 225H232V223H230ZM229 224V225H230ZM26 225V224H25ZM28 226H29V224H27ZM36 226H38L37 224H35ZM51 225V226H52ZM55 225V224H54ZM49 226V225H48ZM66 226V225H65ZM68 226V225H67ZM74 226V225H73ZM9 227V226H8ZM7 227V228H8ZM11 227V226H10ZM14 227V226H13ZM15 227H18V226H15ZM22 227V226H21ZM32 227V229H33V226H31ZM40 227V226H39ZM55 227V226H54ZM57 227V226H56ZM61 227H64L63 225L61 226ZM216 227V226H215ZM29 228H30V226H29ZM43 228V227H42ZM50 228V227H49ZM65 228V227H64ZM214 228V227H213ZM12 229V228H11ZM21 229V228H20ZM24 229H26V228H24ZM36 229V228H35ZM39 229V228H38ZM44 229H45V227H44ZM52 229V228H51ZM50 229V230H51ZM59 229V228H58ZM95 229V228H94ZM98 229V228H97ZM103 229V228H102ZM2 230V229H1ZM18 230V229H17ZM27 230V229H26ZM43 230V229H42ZM46 230V229H45ZM55 230V229H54ZM68 230V229H67ZM104 230V229H103ZM20 231V230H19ZM21 231H23V230H21ZM28 231V230H27ZM27 231H25V233L27 232ZM32 232H33V230H31ZM36 231H37V229H36ZM58 231V230H57ZM64 231V230H63ZM66 231V230H65ZM1 232V231H0ZM11 232V231H10ZM24 232V231H23ZM23 232H21L22 234H24ZM30 232V231H29ZM40 232H42V231H40ZM45 232H47V231H45ZM62 232V231H61ZM57 233V232H56ZM59 233H60V231H59ZM70 233V232H69ZM3 234V233H2ZM14 234H15V232H14ZM29 234H31V232L29 233ZM52 234V233H51ZM66 234V233H65ZM1 235V234H0ZM32 235H34V234H32ZM67 235H68V233H67ZM7 235H5V237H6ZM15 236V235H14ZM18 236V235H17ZM25 236V235H24ZM26 236H27V234H26ZM42 236V235H41ZM52 236V235H51ZM56 236V235H55ZM19 237V236H18ZM17 237V238H18ZM33 237V236H32ZM31 237V238H32ZM43 237V236H42ZM47 237V236H46ZM4 238V237H3ZM12 238V237H11ZM30 238V237H29ZM36 238V237H35ZM39 238V237H38ZM49 238V237H48ZM52 238H54V237H52ZM64 238V237H63ZM62 238V239H63ZM5 239V238H4ZM13 239L14 238H12V241H13ZM44 239V238H43ZM42 239V240H43ZM50 239V238H49ZM80 239V238H79ZM83 239V238H82ZM81 239V240H82ZM23 240V239H22ZM29 239H27V241H28ZM36 240V239H35ZM39 240V239H38ZM54 240V239H53ZM78 240V239H77ZM76 240V241H77ZM4 241V240H3ZM10 241V240H9ZM12 241H10V242H12ZM25 241V240H24ZM30 241V240H29ZM41 241V240H40ZM70 241V240H69ZM76 241H75V243H76ZM5 242V241H4ZM44 242V241H43ZM42 242V243H43ZM50 242V241H49ZM60 242V241H59ZM58 242V243H59ZM63 242H64V239H63ZM82 242V241H81ZM9 243V242H8ZM33 243V242H32ZM52 243V242H51ZM56 243V242H55ZM61 243V242H60ZM65 243V242H64ZM72 243V242H71ZM264 243V242H263ZM4 244V243H3ZM10 244V243H9ZM17 244V243H16ZM27 245H28V243H26ZM35 244V243H34ZM49 244V243H48ZM54 244V243H53ZM67 244H69L68 242H67ZM11 245V244H10ZM14 245V244H13ZM22 245V244H21ZM37 245V244H36ZM55 245V244H54ZM59 245V244H58ZM73 245V244H72ZM82 245H83V243H82ZM2 246V245H1ZM3 246H5V244L3 245ZM7 246V245H6ZM23 246V245H22ZM47 246V245H46ZM66 246V245H65ZM68 246V245H67ZM66 246V247H67ZM7 247H10V246H7ZM7 247H6V249H7ZM11 247H12V245H11ZM28 247H30V246H28ZM35 247V246H34ZM38 247V246H37ZM99 247V246H98ZM13 248V247H12ZM11 248V249H12ZM43 248V247H42ZM62 248V247H61ZM65 248V247H64ZM68 248V247H67ZM66 248V249H67ZM71 248V247H70ZM81 248H82V246H81ZM80 248V249H81ZM2 249V248H1ZM1 249H0V251H1ZM10 249V248H9ZM23 249V248H22ZM36 249V248H35ZM44 249V248H43ZM65 249V250H66ZM84 249H86V248H84ZM195 249V248H194ZM20 250V249H19ZM18 250V251H19ZM34 250V249H33ZM39 250V249H38ZM62 250H64V249H62ZM69 250V249H68ZM89 250V249H88ZM97 250V249H96ZM134 250V249H133ZM234 250V249H233ZM13 251V250H12ZM30 251H32V249L30 250ZM29 251V252H30ZM35 251V250H34ZM76 251V250H75ZM98 251V250H97ZM135 251V250H134ZM195 251V250H194ZM40 252H41V250H40ZM51 252V251H50ZM68 252V251H67ZM70 252V251H69ZM73 252H74V250H73ZM79 252V251H78ZM85 252V251H84ZM8 253V252H7ZM7 253H5V254H7ZM16 253V252H15ZM32 253V252H31ZM88 253V252H87ZM86 253V254H87ZM91 253H92V250H91ZM1 254V253H0ZM22 254V253H21ZM40 254V253H39ZM38 254V255H39ZM65 254H67L66 252H65ZM74 254H76V253H74ZM77 254H79V253H77ZM85 254V255H86ZM89 254V253H88ZM24 255V254H23ZM33 255V254H32ZM35 255V254H34ZM56 255V254H55ZM85 255H83V256H85ZM94 255V254H93ZM14 256H17V255H14ZM27 256V255H26ZM59 256V255H58ZM57 256V257H58ZM70 256V255H69ZM72 256V255H71ZM71 256H70V258H71ZM78 256V255H77ZM82 256V255H81ZM87 256V255H86ZM92 256V255H91ZM22 257V256H21ZM35 257H37V256H35ZM50 257V256H49ZM57 257H56V259H57ZM64 257H66L65 255H64ZM73 257H75V255H73ZM51 258H52V256H51ZM59 259H60V257H58ZM94 258V257H93ZM108 258V257H107ZM13 259V258H12ZM15 259V258H14ZM41 259V258H40ZM43 259H44V257H43ZM62 259H63V257H62ZM73 260H75V258H72ZM80 259H82V258H80ZM85 259H86V257H85ZM84 259V260H85ZM87 259H88V256H87ZM16 260V259H15ZM14 260V261H15ZM22 260H23V258H22ZM67 260V259H66ZM76 260H77V258H76ZM75 260V261H76ZM84 260H83V262H84ZM114 260H116V259H114ZM17 261V260H16ZM20 261H21V259H20ZM71 261V260H70ZM69 260H68V262H70ZM77 261H79V259L77 260ZM91 261H93V260H91ZM10 262V261H9ZM13 262V261H12ZM22 262V261H21ZM20 262V263H21ZM35 262V261H34ZM51 262H53V263H56V262H54V261H51ZM60 262V261H59ZM64 262V261H63ZM72 262V261H71ZM95 262V261H94ZM105 262H106V260H105ZM112 262V261H111ZM118 262L119 261H117V264H118ZM24 263V262H23ZM38 263V262H37ZM42 263V262H41ZM53 263H50L49 262V264H53ZM75 262H73V264H74ZM78 263V262H77ZM79 263H81V261L79 262ZM16 264V263H15ZM22 264V263H21ZM71 264V263H70ZM76 264V263H75ZM86 264H88V263H86ZM91 264H93V263H91ZM97 264V263H96ZM100 264H101V262H100ZM107 264V263H106Z\"/></svg>",
	"mask_w": 264,
	"mask_h": 264
}]
</instances>
